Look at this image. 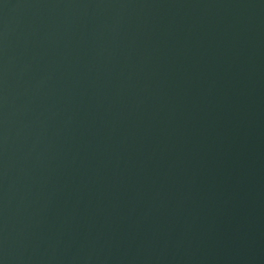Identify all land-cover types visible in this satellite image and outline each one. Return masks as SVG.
<instances>
[{
  "label": "water",
  "instance_id": "obj_1",
  "mask_svg": "<svg viewBox=\"0 0 264 264\" xmlns=\"http://www.w3.org/2000/svg\"><path fill=\"white\" fill-rule=\"evenodd\" d=\"M0 264H264V0H0Z\"/></svg>",
  "mask_w": 264,
  "mask_h": 264
}]
</instances>
